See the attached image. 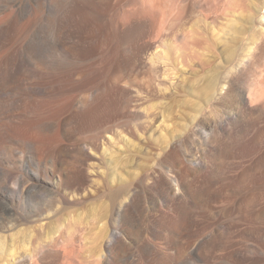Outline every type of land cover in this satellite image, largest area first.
<instances>
[{
	"label": "rangeland",
	"instance_id": "374dc122",
	"mask_svg": "<svg viewBox=\"0 0 264 264\" xmlns=\"http://www.w3.org/2000/svg\"><path fill=\"white\" fill-rule=\"evenodd\" d=\"M131 1L0 0V26H7L6 33L0 38V65L8 70L19 65L14 67L18 71L15 77L12 75L15 80L11 76V83L0 88V104L6 107L0 109V198L9 202L8 197L18 176H23L20 186L32 183L28 175L30 169L25 163L34 160L37 147L45 155L59 145H73L78 139L90 144L97 141L98 147L89 148L88 154L91 156L89 163L97 166L98 173L91 166L87 171L91 181L85 190L79 192L88 191L89 195L79 203L61 201L53 203L54 207L51 205L62 214L63 224L64 214L69 211L99 212L110 209L119 196L135 193L137 211L129 218L141 227L144 246L152 241L158 242L162 255L177 257L174 264H264V116L250 119L244 115L241 106L239 109L238 105H231L230 109H235L238 115L237 128L229 140L231 143L206 171L194 173L185 161L172 163L178 182H183L186 188L184 194L181 192L169 206L165 205L166 185L159 177L155 158L162 152L154 145H147L146 141L144 144V139L148 135L155 139L172 135L184 140L176 154L189 148L193 131L190 122L194 116H199L194 111L196 104L204 105L203 99L196 94L195 85L201 81L202 74L210 71L206 69L201 73L197 62L190 59L184 62L181 55L185 52L175 50L169 40L157 50L158 53L164 52L169 63L167 68L160 71L148 66L130 71L132 63L145 62L152 53L141 51L140 40V43L135 41L133 47L127 41L133 29L144 27L142 18L136 16L138 14L133 16L135 7ZM130 8L133 11L130 12ZM229 12L227 14L231 16L233 12ZM9 13L16 14V26L11 23ZM236 13L231 17H236L239 12ZM127 15L136 23L129 24ZM229 15L210 24V28L221 32V28L224 29L232 19ZM260 17L257 13V20ZM247 49L243 45L238 53ZM118 60L120 62L116 63ZM114 63L122 73L120 85L128 92L120 89L118 92L113 87ZM249 71L244 75L241 88L251 79L253 71L251 68ZM177 82L185 85L187 95L173 94ZM83 97L98 103V120L94 122L96 125L87 127L78 136L69 137L62 121L69 113L78 110L77 102ZM137 104L145 114L141 121L133 120L129 113ZM210 110L214 111L211 113ZM220 111L221 107L213 102L203 114L209 116ZM113 114L117 117H112ZM128 114L131 116L127 117ZM147 125L149 127L145 129ZM223 140L227 142L226 138ZM35 163L34 168L42 170L44 163L37 160ZM75 169V166H69L66 173L75 172ZM5 176L10 178L9 190L1 187ZM136 176L142 177L137 180ZM103 177H107L108 183L98 193L96 188L102 185ZM62 192L71 198L70 191ZM56 218V215H49L52 231L58 223ZM83 220L85 249L88 251L95 244L94 237L101 227L108 224V219ZM31 225L25 223L17 228L4 229L0 235L10 242L15 236L29 233ZM171 227L177 230L174 236L167 234L166 230ZM159 229L160 233L155 237ZM210 242L215 246L208 253L206 245ZM21 248L29 250L28 241ZM134 250L136 248H132ZM156 260L157 257L147 254L142 264H157ZM3 263L11 264L12 260Z\"/></svg>",
	"mask_w": 264,
	"mask_h": 264
},
{
	"label": "bare ground",
	"instance_id": "6f19581e",
	"mask_svg": "<svg viewBox=\"0 0 264 264\" xmlns=\"http://www.w3.org/2000/svg\"><path fill=\"white\" fill-rule=\"evenodd\" d=\"M132 1L135 10H131L132 8L129 10L130 12L133 11V16L134 14H138L136 16L142 18L141 21L143 22L141 25L143 24L144 27L142 29H133V32L128 34L127 41L133 47V43L140 40L141 51H152V53H149L148 60L146 59L145 62L141 61L138 65L132 63L133 65L129 66L131 67L130 71L134 72L138 68L139 70L145 69L148 66H153V68L160 69V71L167 68L169 63L166 62L168 60H165L163 56L164 52L160 51L158 53L157 51L165 40L172 42L175 50L178 49L180 52H185L183 56L181 55L183 61L190 59L193 62H197L196 64L199 66L201 73L206 69L210 71L209 73L202 74V76L199 75V77L201 76L199 78L201 81L195 85L197 86L196 94L198 98L203 99L204 105L195 103L196 107L194 111L199 116H194L190 122L194 128L195 121H197L195 124L197 128L193 129L190 126L193 131L190 136L192 143L189 144V148L180 150V153L176 154L175 151L182 147L184 140L183 138H175L172 135H162L160 139H155L152 138L153 136L150 137L148 135L144 139V144L146 141L147 145H154L156 150L158 148L162 152L155 158L159 165V177L166 185L165 198L162 199L164 200V204L169 206L177 195L181 192V194L185 193L186 188L183 182H178V175L175 173L172 163L185 161L194 173L206 171L209 168V164L214 165L216 158L221 156L225 151L224 147L228 143H231L229 140L231 141L237 128L238 120L236 116L238 115L234 111L235 109H230L231 105H238L239 109V106H241L244 115L250 119L264 116V0ZM127 11L124 10V12ZM229 11L233 12L231 16L235 12L239 13H236V17H231ZM228 12L229 14H227ZM257 13L261 15L259 20L256 18ZM15 15V13L10 14L9 17L12 24L17 21ZM227 15L232 19H229V24L227 23L224 29L221 28V32L218 33L216 31V33L210 28V24L217 23L219 19ZM130 16L132 15L130 14ZM80 18L82 19V17ZM125 18L123 17V19ZM129 18V24L136 23L132 21L133 17L132 19L131 17ZM126 21L125 23L128 27V22ZM153 21H156V23ZM14 25L16 26V24ZM6 31L7 26H0V38L4 36ZM16 31L18 32V30ZM243 45L249 48V50L247 49L243 53H238V49ZM195 46L199 48L197 49ZM153 50L156 51L153 52ZM118 62L120 60L116 63ZM187 64H190V62ZM18 66L16 65V67ZM14 67L8 70L9 68L7 69L4 65H0V88L10 84L11 80L15 77L17 70ZM117 67L118 65L115 64L112 76L113 87L118 92L119 89L123 92H128L127 88L120 85L121 81H123L121 80L122 73L118 69L119 67ZM250 68L253 71L250 75L251 79L241 88L244 75L250 72ZM13 74L14 77L12 76ZM11 76L13 77L12 79H10ZM185 88L183 83L177 82L173 94L183 97L187 95ZM213 102H216L221 107V113L205 116V109H209ZM1 104L0 109H5V105ZM97 104L89 102L84 97L77 102L78 110L71 114L69 113L62 121L67 136H78L87 127L90 128L91 125H96L94 122L98 120L97 114L100 111ZM213 111L210 110L211 113ZM129 113L132 115L131 118L133 120L141 121L145 117V114L141 112L139 104L135 105ZM130 114L127 117L131 116ZM115 117L117 116L115 115ZM120 118L122 117L120 116ZM112 119L114 120V118ZM43 122L46 123L45 121ZM113 122L115 123V120ZM148 127V125L147 127L145 126V129ZM33 130L36 131L35 128ZM130 132L134 135L133 131ZM224 138L227 139V142H223ZM64 143L66 144V142ZM97 145V141H93L90 144L82 139H78L77 143H73V145H59L57 146V148L59 147L58 149L56 148V150L45 155L40 153L39 147L36 148L34 160L44 163L42 164V170L37 171L34 168L37 166L34 160L31 163H25V167L30 169L28 175L32 183L20 186L19 181L22 180L23 176H18L14 183V186L18 189L15 190L13 186L14 190L8 197L9 202L0 198V232L4 229L17 228L25 223L32 224L29 233L15 236L10 242L6 240L4 235H0V264H4V260H12L11 264H142L147 254L157 257V264H174L177 261V257L168 258L162 255L160 244L156 241L146 243L144 246L141 227L134 224L129 218L130 215L135 214L137 211L135 193H131L126 197L119 196V199L110 209H103L99 212L95 210L69 211L64 214L66 215L64 224L62 214L51 207L53 203L61 201L79 203L89 195L88 191L84 194L79 192L91 181L87 171L91 169V166L93 169L97 167L95 164L89 163L91 156L88 154V149L91 147L97 148ZM69 166H75V172L67 174L66 171L68 170L66 169ZM95 172L96 174L98 173L97 169ZM6 176L2 180L1 187L9 190L11 189L9 185L10 178ZM141 177H137V180ZM107 183V177H103L102 185H99L100 187L98 186L96 191L99 193L101 189L106 188ZM63 190L70 191L71 200L62 192ZM50 214L57 217L56 221L58 223L55 226V231H52L49 225L48 219ZM102 217H107L108 224L101 227L99 234L94 237L96 238L95 244H92V248L86 251V239L84 238L82 220L95 221ZM61 218L62 221H60ZM166 231L169 236L177 234V230L174 227ZM159 233L160 229L156 231L155 237H158ZM26 241L30 244L29 250L21 248V245ZM214 246L215 243L213 242L207 243L206 252L210 253ZM132 248H136V250L132 251Z\"/></svg>",
	"mask_w": 264,
	"mask_h": 264
}]
</instances>
